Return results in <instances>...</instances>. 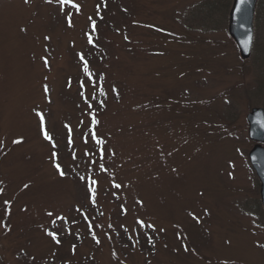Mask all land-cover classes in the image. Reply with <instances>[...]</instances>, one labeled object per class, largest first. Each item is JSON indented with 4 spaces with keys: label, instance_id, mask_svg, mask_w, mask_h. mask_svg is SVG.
Here are the masks:
<instances>
[{
    "label": "rangeland",
    "instance_id": "1",
    "mask_svg": "<svg viewBox=\"0 0 264 264\" xmlns=\"http://www.w3.org/2000/svg\"><path fill=\"white\" fill-rule=\"evenodd\" d=\"M233 1L0 0V264H264L246 120L264 109V0L247 61L228 33ZM92 113L103 159L82 138Z\"/></svg>",
    "mask_w": 264,
    "mask_h": 264
},
{
    "label": "snow or ice",
    "instance_id": "2",
    "mask_svg": "<svg viewBox=\"0 0 264 264\" xmlns=\"http://www.w3.org/2000/svg\"><path fill=\"white\" fill-rule=\"evenodd\" d=\"M28 2H29V0H25V3H28ZM47 2L51 3V0H47ZM69 2H70V0H61V3H63V4H68ZM241 2L243 3L244 0H241ZM104 4L106 6V0H104ZM74 7L79 8L78 5H74ZM99 7H100V5H97V8H99ZM88 20L91 22V28H92L93 32H95L96 31V28H97V22H96V20H94L91 16L88 17ZM67 23H68V26L69 27H73L74 26L71 18H68ZM85 35L87 37L88 43L89 44L93 43L91 34L85 33ZM45 39L47 40V39H50V38L49 37H45ZM79 59L81 61H83V71H84L85 75L87 77L91 78L93 74L89 70L88 61L85 59L83 53H80L79 54ZM44 63L47 66V64H48L47 58H44ZM89 82L94 83V81H91V79H90ZM79 85H80L81 88H84L85 87V82L83 80H81V81H79ZM44 90H45V92L48 91L46 85H45ZM80 94H81V96L84 97V102L87 104L88 108L89 109H92V104L89 102L88 97L85 96L83 92H81ZM101 106H103V102L102 101H101ZM37 116L39 117V121H40V126H41V131H42L43 138L46 141H49L51 143L53 149H56L57 148V144L53 140V137L47 131V128L45 127V121H44L43 114L37 112ZM258 123H260L261 126L264 127V121H258ZM91 124H92L93 127L90 130L89 135L83 136L82 138L84 139V142L85 143H88V140L90 138L91 139H95V143H96L97 146H99V150H100L99 151V156H100L101 159H103L104 158V153H105V147L104 146L106 144V141L104 139H100V138L97 137V133H96V130H95V126L99 124V121L96 119L95 113H92ZM66 127L68 129V139H67V143L68 144H73L72 128L70 126H66ZM12 143L13 144H21V143H23V138L14 139L12 141ZM112 154L114 155V153H112ZM49 159L52 161L53 166L55 167V169L57 170V172L59 173V175L61 177H64L66 175V173L63 170V168L61 167V164L59 162H57L58 161V153L56 151H53L51 153ZM73 159H75V153H73ZM100 167L103 170L107 171V169H104L103 168V165H100ZM80 179L83 180L84 177H80ZM0 183H2V181H0ZM96 184H97V181L96 180H91L90 184L87 185L88 191L91 194L90 195V201H91V203L93 205L96 204V196H97V190H96V187H95ZM29 186L30 185L26 183V184L23 185V188L24 189H27V188H29ZM121 186L122 185L120 183L114 184V187L117 188V189L121 188ZM3 194H4V189L3 188H0V195H3ZM201 195H202V193H201ZM136 202L138 204H140L141 206H143V201L137 200ZM3 204L5 205V208L3 209V211L6 212L8 216H11V209H10V207H8L11 204V202L8 201V200H5V201H3ZM121 207L123 208V205H121ZM22 210L23 211H27L26 208L25 209H22ZM123 210H124L125 213H127V209L126 208H124ZM77 211H79V209H77ZM206 211L207 210H205V212ZM46 215L49 216V217H52L54 215V213L52 211H47L46 212ZM189 215L192 216L193 219H196L198 223L200 222V218L197 217L195 215V213L189 212ZM60 218L63 219L62 217H60ZM85 219H87L86 216H85ZM52 223L54 224L55 223V220H53ZM137 223L139 225H141V226H145V222L143 220H138ZM0 226L4 227L5 229H7V230L10 231V228L8 227V225L6 223H3V215L2 214H0ZM146 226L148 228H152L153 231L156 230L155 229V225L152 224V223H148ZM89 227H91V222H89ZM109 227H111V225H109ZM164 230L165 229H163V228L160 229V231H164ZM45 231H46V234L48 236H50L57 245H59L61 243V240L59 239V237L57 236V234L54 231H48L47 229H45ZM92 236H93V239L95 240V243L96 244H100L101 241L96 237V234L94 232L92 233ZM108 238L111 239L110 236ZM147 239H148V243H150V244L154 243L151 236H149ZM75 247L76 246L73 245V251H75ZM184 250L185 251H188V247L186 245L184 246ZM224 264H228V262L227 261H224Z\"/></svg>",
    "mask_w": 264,
    "mask_h": 264
},
{
    "label": "water",
    "instance_id": "3",
    "mask_svg": "<svg viewBox=\"0 0 264 264\" xmlns=\"http://www.w3.org/2000/svg\"><path fill=\"white\" fill-rule=\"evenodd\" d=\"M259 0H234L229 16V35L236 43L242 60L251 58L254 46V18ZM264 109L255 108L247 116L249 139L256 143L249 154L250 164L261 183V202L264 209Z\"/></svg>",
    "mask_w": 264,
    "mask_h": 264
}]
</instances>
